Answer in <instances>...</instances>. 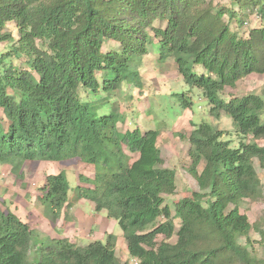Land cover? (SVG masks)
Returning a JSON list of instances; mask_svg holds the SVG:
<instances>
[{
	"label": "trees",
	"instance_id": "16d2710c",
	"mask_svg": "<svg viewBox=\"0 0 264 264\" xmlns=\"http://www.w3.org/2000/svg\"><path fill=\"white\" fill-rule=\"evenodd\" d=\"M237 3L264 19V0ZM225 12L234 16L206 0H0V42L14 41L7 22L18 31L16 45L0 50V163L13 171L34 160L77 159L92 166L73 188L117 222L137 264H264V227L250 223L238 206L262 195L255 163L264 171V145L244 138L264 137V99L220 96L240 78L264 73V27L239 36ZM156 19L165 26H155ZM106 40L119 49L102 51ZM147 45L160 59L172 57L184 83L208 99L209 114H228L242 139L231 146L211 123L192 124L186 170L199 191L176 200L173 215L165 196L175 192V171L163 167L159 130L120 131L115 105L99 113L103 103L79 94V88L102 89L108 96L123 82L140 86ZM11 54L24 55L28 69L7 64ZM181 104L191 106L184 98ZM45 180L39 201L54 221L69 204V184L62 170ZM251 229L259 234L261 256ZM158 234L165 239L157 242ZM172 235L175 241H167ZM105 236L85 245L48 239L32 262L29 223L0 208V264H128L115 254L116 236Z\"/></svg>",
	"mask_w": 264,
	"mask_h": 264
},
{
	"label": "rangeland",
	"instance_id": "374dc122",
	"mask_svg": "<svg viewBox=\"0 0 264 264\" xmlns=\"http://www.w3.org/2000/svg\"><path fill=\"white\" fill-rule=\"evenodd\" d=\"M206 1L211 2L216 8L224 7L234 13L231 17L228 12H225L223 19L229 24L231 31L239 36L247 37L252 28L264 27V19H261L255 10L239 8L237 0ZM153 24L165 26V22L160 19L154 20ZM6 30L12 34L14 41L0 42V50L3 53L10 51L11 47L16 45L18 38L14 22H7ZM109 49H119L118 43L106 40L102 51ZM146 49L139 69L140 86L123 82L108 96L102 89L92 93L79 88V94L83 99L103 103V106L98 109L99 113L107 112L111 105H115L120 115L117 123L120 131L135 127L141 130L153 128L159 130L156 144L160 149L163 167L175 171V192L165 196V203L171 207L173 215L176 200L189 191H199L195 179L186 170L190 162L187 154L189 146L187 135L192 129V124L202 121L211 123L214 128L224 132L223 138L229 140L231 146H238L242 139L228 114L221 113L219 117L209 114L208 99L198 88H190L184 83L172 57L160 59L156 48L152 45H147ZM6 63L18 70L28 69L24 55L18 57L11 54L6 59ZM195 70L200 73L201 66H195ZM97 75L99 76V73ZM251 93L260 95L264 99V73H251L240 78L234 87H225L220 96L228 101L231 97H241ZM183 98L191 102L190 107L182 106ZM244 139L264 145V137L256 138L248 135ZM255 167L260 179L262 195L255 200L244 198L238 206L239 211L247 215L250 223L257 222L264 227V171L258 167L257 163ZM59 170L64 171L69 184V204H66L61 215L53 221L45 214L39 197L44 192L45 176ZM91 170L92 166L81 163L77 159L60 162L34 160L25 162L17 171L11 170L7 164L0 163V208L13 211L29 223L31 237L29 260L32 262H36L38 258V247L46 243L48 239L66 237L77 245H85L90 241L105 240L107 233H113L116 236V256L122 262L136 264V260L128 254L126 242L117 222L107 216L94 221L98 213L106 215L105 212H96L93 204L79 198L73 188L77 184L78 175ZM163 220L159 217L157 222L160 223ZM173 221L177 229L180 221L177 217H174ZM249 236L253 240L256 252L261 256V248L257 243L259 234L251 229ZM164 239L163 234H158L156 237L157 242ZM175 239L176 236L172 235L167 241L174 242ZM240 242L244 243V238H241Z\"/></svg>",
	"mask_w": 264,
	"mask_h": 264
},
{
	"label": "crops",
	"instance_id": "0c3cea01",
	"mask_svg": "<svg viewBox=\"0 0 264 264\" xmlns=\"http://www.w3.org/2000/svg\"><path fill=\"white\" fill-rule=\"evenodd\" d=\"M84 200V199H83ZM90 203V202H89ZM78 212H80V211H78ZM80 213H82V212H80ZM99 215L94 219V221H97V220H100L101 218H103V216L105 217L106 215H100L101 213H98ZM81 217H82V214H81ZM90 224H92V223H90Z\"/></svg>",
	"mask_w": 264,
	"mask_h": 264
},
{
	"label": "built area",
	"instance_id": "2783aa9c",
	"mask_svg": "<svg viewBox=\"0 0 264 264\" xmlns=\"http://www.w3.org/2000/svg\"><path fill=\"white\" fill-rule=\"evenodd\" d=\"M136 264H137V261H136Z\"/></svg>",
	"mask_w": 264,
	"mask_h": 264
}]
</instances>
